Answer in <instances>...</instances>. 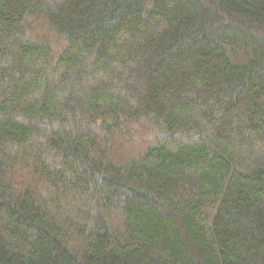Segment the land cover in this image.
<instances>
[{"label": "trees", "instance_id": "obj_1", "mask_svg": "<svg viewBox=\"0 0 264 264\" xmlns=\"http://www.w3.org/2000/svg\"><path fill=\"white\" fill-rule=\"evenodd\" d=\"M0 264H264V0H0Z\"/></svg>", "mask_w": 264, "mask_h": 264}]
</instances>
